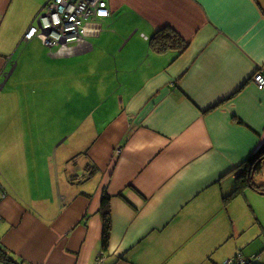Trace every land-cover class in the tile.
<instances>
[{
  "label": "crops",
  "instance_id": "1",
  "mask_svg": "<svg viewBox=\"0 0 264 264\" xmlns=\"http://www.w3.org/2000/svg\"><path fill=\"white\" fill-rule=\"evenodd\" d=\"M107 1L98 34L50 48V80L65 83L42 105L54 112L61 89L68 109L46 119L19 95L28 73L37 79L25 68L33 53L13 56L33 1L0 0V118L16 101L17 137L33 143L11 153L51 159L5 188L0 244L28 264L264 263V86L252 78L264 71V0ZM164 29L185 49L156 52Z\"/></svg>",
  "mask_w": 264,
  "mask_h": 264
},
{
  "label": "rangeland",
  "instance_id": "2",
  "mask_svg": "<svg viewBox=\"0 0 264 264\" xmlns=\"http://www.w3.org/2000/svg\"><path fill=\"white\" fill-rule=\"evenodd\" d=\"M31 1H33L31 4L34 5L32 11L35 9L36 13L30 23L32 25H38V16L46 11V5L49 0H31ZM13 8H14V4L11 6V11L7 15V20L9 19L10 15L13 13L12 12ZM30 16H31V11L28 13H24V17L22 18V22H21L22 27L27 22ZM22 27L18 28V34L21 33ZM6 33H7V28H6V20H5L4 30L2 29V27L0 28V41L4 39ZM24 33L25 30L19 39H17L16 37L17 42H16L15 50L13 52L14 60L19 59V57L22 54L33 53V58L30 57V59L25 62V68L26 70H30V71L35 70L37 74V79H34L33 76H31L33 73L27 74L28 79H30V84L28 86L25 85L26 88L24 92L22 91L19 92L20 99L24 100L25 105L35 104L38 110L44 114V118L46 119L49 118L50 114L52 116L53 113L55 114L57 119H63L65 116L64 114L68 109V105H67L68 103L64 99V94L62 93V91L61 93H59L61 89L57 90L56 92L57 106L54 112L52 110V107L49 110L48 106L46 108L42 104H45L47 102L46 99H48L50 96H53L50 87H52L53 84L59 86L65 83V77L64 75L55 77L54 82L52 83L48 73V70L51 69V67H54V63L49 60L50 56L48 55V52L50 51V47L45 46L42 40L37 36L34 37L32 40H30L28 43L23 42L22 37ZM88 40L91 41L92 43L96 41L94 37L88 38ZM73 44L75 43H71L70 45ZM52 49L53 51H56L58 47H53ZM57 67L58 68L61 67L59 62H57ZM91 78L92 76L91 74H89V76L85 79V81L88 80L89 82H91L94 80L95 77L93 76V80H91ZM71 80L81 81L82 79L80 72L78 73L77 76L72 77ZM11 81L12 79L9 81V84L11 83ZM22 83L23 80L22 81L20 80L18 86L16 87V91L17 89L18 90L21 89ZM76 94L73 93L74 98L77 96L78 99L77 101L80 103L79 95L81 94V92H79L77 95ZM1 101H0V107H1ZM74 101L75 100L73 99L72 102ZM10 102L13 103H10V108L8 109V113L3 115L2 119L0 118V184L2 186V189H0V201L6 196L4 195V191L5 188L7 190V186L10 187L12 183L13 184L18 183L21 177L23 178L28 177L27 175H29V173L28 174L25 173L26 166L31 167L32 165H36V164H41L42 166H48L51 164V159L46 155L44 156L42 152L40 153L41 155L39 156L37 155L22 156L21 158L18 159L19 161L14 160L15 157L11 153L12 150L10 148L27 147L28 145L29 146L28 148L32 149L33 143L28 139H22V140L18 139L17 137L18 130L16 129V119H15V115H16L15 105L17 103L16 101H10ZM31 109H34L33 106H31ZM48 145L51 147L50 144ZM6 148H8V150ZM40 148L42 149V151L47 150L45 144H43ZM77 157L78 155L77 156L74 155L72 161L75 162ZM7 175H9L10 178H8ZM47 204L52 206L51 211H53V208L56 209V204L54 203V201L47 199ZM1 225L2 224L0 223V240L2 235L5 233V230L2 229Z\"/></svg>",
  "mask_w": 264,
  "mask_h": 264
},
{
  "label": "built area",
  "instance_id": "3",
  "mask_svg": "<svg viewBox=\"0 0 264 264\" xmlns=\"http://www.w3.org/2000/svg\"><path fill=\"white\" fill-rule=\"evenodd\" d=\"M110 14L107 0H49L46 11L38 16V25L29 27L24 40L28 41L37 36L50 48L69 50L74 48L71 43L79 45L86 36L98 34L101 30L99 20ZM252 78L258 87L264 86L263 70H258ZM249 259L238 254L235 258L226 260L224 264H244ZM103 260L102 254L98 257V262Z\"/></svg>",
  "mask_w": 264,
  "mask_h": 264
},
{
  "label": "trees",
  "instance_id": "4",
  "mask_svg": "<svg viewBox=\"0 0 264 264\" xmlns=\"http://www.w3.org/2000/svg\"><path fill=\"white\" fill-rule=\"evenodd\" d=\"M163 31L160 30L157 33H155L154 37L152 38L151 47L156 52H163L168 50L171 47H179L180 50H184L187 44L184 42V40L181 38V36L178 33H175L173 31ZM262 152V151H261ZM260 151H258L257 154L251 157L250 163L252 164L258 157L261 156ZM258 156V157H257ZM240 188V187H239ZM262 191L264 192V186H262ZM106 203V201H104ZM103 203V204H104ZM102 210V209H101ZM111 218L109 213V208L104 210V232H103V244L104 248L108 247V242L110 239V233H111ZM247 259V257H244ZM0 264H28L26 261L16 260L11 253L0 244ZM236 264H242L236 262ZM244 264H264L263 262L257 260V259H249V261H246Z\"/></svg>",
  "mask_w": 264,
  "mask_h": 264
},
{
  "label": "bare ground",
  "instance_id": "5",
  "mask_svg": "<svg viewBox=\"0 0 264 264\" xmlns=\"http://www.w3.org/2000/svg\"><path fill=\"white\" fill-rule=\"evenodd\" d=\"M29 29V28H28ZM82 43V42H81ZM62 51H64V50H62Z\"/></svg>",
  "mask_w": 264,
  "mask_h": 264
}]
</instances>
